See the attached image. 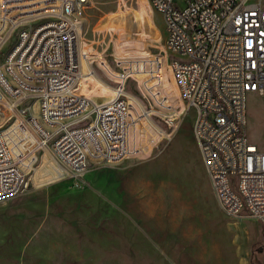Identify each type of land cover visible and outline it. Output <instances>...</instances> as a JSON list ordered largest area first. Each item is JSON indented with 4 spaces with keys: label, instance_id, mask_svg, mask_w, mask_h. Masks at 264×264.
<instances>
[{
    "label": "built area",
    "instance_id": "built-area-1",
    "mask_svg": "<svg viewBox=\"0 0 264 264\" xmlns=\"http://www.w3.org/2000/svg\"><path fill=\"white\" fill-rule=\"evenodd\" d=\"M149 1L164 19L166 48L180 56L169 67L181 100L195 111L193 135L222 211L264 225V141L252 139L248 120L249 95L264 98V0ZM89 2L0 0V102L12 121L0 129V203L30 187L42 154L50 152L52 173L61 169L64 178L124 161L131 79L159 101L161 54L120 62L106 102L79 92Z\"/></svg>",
    "mask_w": 264,
    "mask_h": 264
},
{
    "label": "rangeland",
    "instance_id": "rangeland-1",
    "mask_svg": "<svg viewBox=\"0 0 264 264\" xmlns=\"http://www.w3.org/2000/svg\"><path fill=\"white\" fill-rule=\"evenodd\" d=\"M167 35L149 0H90L79 92L106 102L120 62L161 54L159 101L140 80L127 83L131 153L118 165L95 163L64 178L61 169L52 173L50 152L41 155L30 187L0 203V264H263L264 225L226 216L215 197L193 135L195 111L169 67L180 56L166 48ZM10 117L0 103V129ZM248 120L252 139L264 141V98L249 95Z\"/></svg>",
    "mask_w": 264,
    "mask_h": 264
},
{
    "label": "trees",
    "instance_id": "trees-1",
    "mask_svg": "<svg viewBox=\"0 0 264 264\" xmlns=\"http://www.w3.org/2000/svg\"><path fill=\"white\" fill-rule=\"evenodd\" d=\"M262 253H263V249H260V252L257 253L256 255H258V254H262ZM254 261H255L254 264H261V260H259L258 258L255 259Z\"/></svg>",
    "mask_w": 264,
    "mask_h": 264
},
{
    "label": "bare ground",
    "instance_id": "bare-ground-1",
    "mask_svg": "<svg viewBox=\"0 0 264 264\" xmlns=\"http://www.w3.org/2000/svg\"><path fill=\"white\" fill-rule=\"evenodd\" d=\"M84 77H85V76H84V74H83L82 79H84ZM79 87H80L79 90L83 93V90H82V87H81V83H79ZM0 103H1V102H0Z\"/></svg>",
    "mask_w": 264,
    "mask_h": 264
}]
</instances>
